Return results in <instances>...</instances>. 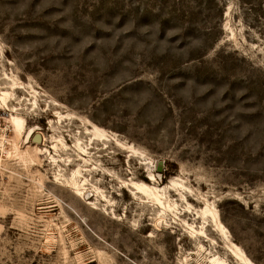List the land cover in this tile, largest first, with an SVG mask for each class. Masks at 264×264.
<instances>
[{
    "label": "rangeland",
    "instance_id": "obj_1",
    "mask_svg": "<svg viewBox=\"0 0 264 264\" xmlns=\"http://www.w3.org/2000/svg\"><path fill=\"white\" fill-rule=\"evenodd\" d=\"M12 78L0 264H240L230 242L264 264V0H0V90ZM92 124L119 154L92 149L112 176L86 171L74 195L71 151L58 145V167L34 146L87 141ZM129 179L164 187L170 208ZM206 203L227 237L210 218L190 235Z\"/></svg>",
    "mask_w": 264,
    "mask_h": 264
},
{
    "label": "bare ground",
    "instance_id": "obj_2",
    "mask_svg": "<svg viewBox=\"0 0 264 264\" xmlns=\"http://www.w3.org/2000/svg\"><path fill=\"white\" fill-rule=\"evenodd\" d=\"M20 83L21 82H19L17 79L12 78V81H11L9 88L0 90V106L4 105L7 108L6 101L8 100L10 95L12 94L13 89H15L17 87H21V86H18V85H20ZM16 110H17V108L15 106H11V113L8 117L9 123L12 126V131L14 134V137L11 141V145L15 151V155L22 158L23 161L24 160L26 161L25 155L27 152L26 151H20L18 149L19 140L24 139V138L25 139L28 138V135H26L27 134L26 133L27 132L26 121H25V118L23 116H20L16 112ZM58 115L60 116V114H58ZM85 131H86V133H88V138H87L88 140L87 141H83L79 136H76L74 144L69 145L67 143V141L62 136H54L53 137L54 143L52 145L48 146V148L47 147L38 148L37 146H34L35 151L38 153H43V152L46 153L47 152L50 161L58 167H59V165H58L59 154H57L58 145L60 144L59 147H61L62 149L71 151L70 155H74L75 161L77 160L78 162L76 163V168L72 169L70 172L69 181H68L67 186L70 187V191L74 195L83 194L84 190L86 189V185H87V181H88V178L85 176L86 171H88L89 173H92V172L96 173L97 172V173H102L104 175L112 176L107 170H105L102 167L101 160L96 159L92 156V154H91L92 149L101 150L103 152L105 151L106 155L111 154L110 160H112V158L115 155L119 154V153H115V151L111 150L110 143H109L111 141V138L108 134H106V132L103 129L96 126L95 124H92V129L88 130L87 128H85ZM28 133H30V131ZM116 145H118L122 148H125L124 145L118 141H116ZM49 148L52 149L53 152L50 151ZM125 149H127V148H125ZM129 149L130 150L127 149V151H132L135 154L137 153V152H135V149H133L131 146ZM70 155L67 156L68 164L74 160V158H72ZM103 155H105V154H103ZM130 160H131V157L128 158V160H127L128 164H129ZM59 171L60 170H58V175H62V174H60ZM146 177L148 179L154 181V182L156 180L155 175L152 172H148V176H146ZM123 182L128 187H130V189L132 190L133 196L137 197L138 194H142L145 197H147V199H150L152 201L157 202L162 208L161 212H163L166 208H170V205L168 203H167V205H165V202L161 199L162 198L161 196L164 195L161 192L164 189V187L157 188L155 186V184L153 185V184H149V183H145V182H141V181H133L132 179H129L128 181H123ZM172 183L174 185L176 184V182L174 180L172 181ZM95 190H97V189H95ZM100 195L102 197H104L103 194H100ZM198 213L202 217L201 219H203V221L201 220L202 223L200 225L199 230H197L192 223L191 224L187 223V225L189 226V233L191 236L196 237V236H201V234H204V230H203L204 224L210 218L216 224V226L219 228L221 233L225 237H227V233H228L227 228L220 221L217 209H215L213 206L210 207L209 204L206 203L205 206L202 207L198 211ZM162 220H163L162 216L157 217V219L154 222L155 226L157 227L156 223L158 221H162ZM229 247H230L231 253L239 260L240 264H254L248 258V256L245 254L244 250L238 244L230 242ZM209 261L217 262V263L222 262V260H220L218 258V256H216V255L210 256Z\"/></svg>",
    "mask_w": 264,
    "mask_h": 264
},
{
    "label": "built area",
    "instance_id": "obj_3",
    "mask_svg": "<svg viewBox=\"0 0 264 264\" xmlns=\"http://www.w3.org/2000/svg\"><path fill=\"white\" fill-rule=\"evenodd\" d=\"M5 142H6V129L5 128L2 129L1 121H0V151L3 149Z\"/></svg>",
    "mask_w": 264,
    "mask_h": 264
}]
</instances>
